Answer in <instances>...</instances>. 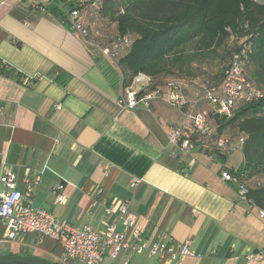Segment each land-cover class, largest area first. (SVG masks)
Returning a JSON list of instances; mask_svg holds the SVG:
<instances>
[{
	"label": "crops",
	"instance_id": "obj_1",
	"mask_svg": "<svg viewBox=\"0 0 264 264\" xmlns=\"http://www.w3.org/2000/svg\"><path fill=\"white\" fill-rule=\"evenodd\" d=\"M71 4L75 0H0V59L21 74H0V175L10 167L24 200L99 232L128 202L147 244L189 240L195 253L171 260L127 251L112 257L107 249L100 264H264V258L248 257L264 254V216L219 176L241 166V151L228 156L238 139L219 153L196 146L189 155H172L165 130L178 125L187 105L172 107L164 95L151 101L150 112L121 109L120 69L100 50L116 35L115 23L93 8L83 10L84 39L63 14ZM203 86L196 78L184 91L196 101L195 112L212 109ZM215 94L222 95V85ZM27 176H40L31 196L24 194ZM58 185L61 201L55 199ZM3 193L0 186V198ZM105 206L111 214H104ZM117 228L126 231L121 222ZM0 254L72 264L49 238L9 239L2 223Z\"/></svg>",
	"mask_w": 264,
	"mask_h": 264
},
{
	"label": "trees",
	"instance_id": "obj_2",
	"mask_svg": "<svg viewBox=\"0 0 264 264\" xmlns=\"http://www.w3.org/2000/svg\"><path fill=\"white\" fill-rule=\"evenodd\" d=\"M96 1L97 6L88 8L115 23L116 35L109 46L117 38L128 39L115 60L123 87L138 74L150 77V89L172 78L194 81L202 70L216 64V72L210 77L204 75L203 80L204 89L216 90L222 85L233 54L246 45L244 72L263 96L236 103L230 117L207 109L214 129L209 139L225 135L230 140L228 147L233 144L232 137L243 140L241 166L226 169L247 187L250 202L264 211V0ZM0 74L21 75L11 65L0 66Z\"/></svg>",
	"mask_w": 264,
	"mask_h": 264
},
{
	"label": "built area",
	"instance_id": "obj_3",
	"mask_svg": "<svg viewBox=\"0 0 264 264\" xmlns=\"http://www.w3.org/2000/svg\"><path fill=\"white\" fill-rule=\"evenodd\" d=\"M96 4V0H75L74 6L64 9L67 22L84 39L89 36V30L81 20L80 14L89 5L95 6ZM127 42V37L117 38L110 46L102 47L101 53L115 67H118L115 62L116 57L120 47ZM245 46L244 44L233 54L230 65L225 71L222 95L217 96L214 87L203 90L202 98L212 105V110L219 116L230 117L232 107L236 103L254 101L263 96L262 91L245 75L244 64L247 56ZM0 66L8 67L10 65L0 59ZM150 82L149 76L138 74L130 85L121 90L116 103L121 109L143 108L150 112L151 101L165 95L166 103L172 107L182 108L187 105L178 125L165 130L166 146L172 150V155H189L196 146L211 147L220 151L228 147L230 140L225 135L209 139L214 129L208 121V110L201 109L195 112L196 101H190L185 97L184 91L193 84L192 80L172 78L168 79L165 84L152 89L149 88ZM187 122L190 123V128L187 126ZM242 141L239 139L240 143ZM219 176L223 181L236 186L239 199L250 202L247 198L248 189L237 176L227 169L221 170ZM17 181L16 173L10 167H5L4 172L0 175V186L4 188V193L0 198V223L3 224L5 235L9 239H15L23 234H37L49 238L62 248L65 260L72 264H100L107 249L111 250L112 257H116L122 251L149 257H168L171 260L195 256L190 248L189 240L184 241L181 245L164 242L147 244L136 227V215L130 210L128 202H123L118 206V215L107 224L103 232H99L91 225L76 227L66 220L58 219L44 208L33 206L23 199L22 193L17 189ZM39 181L40 176L25 177L24 194L31 196ZM60 189V185L55 187L56 201H61L63 198L59 193ZM112 209L111 206H105L103 212L105 215H109L112 213ZM259 213L264 216L263 210L259 209ZM119 222L124 225L126 233L118 230ZM248 257L262 259L264 254L263 252H254Z\"/></svg>",
	"mask_w": 264,
	"mask_h": 264
},
{
	"label": "water",
	"instance_id": "obj_4",
	"mask_svg": "<svg viewBox=\"0 0 264 264\" xmlns=\"http://www.w3.org/2000/svg\"><path fill=\"white\" fill-rule=\"evenodd\" d=\"M0 264H56L38 257L22 254H0Z\"/></svg>",
	"mask_w": 264,
	"mask_h": 264
},
{
	"label": "rangeland",
	"instance_id": "obj_5",
	"mask_svg": "<svg viewBox=\"0 0 264 264\" xmlns=\"http://www.w3.org/2000/svg\"><path fill=\"white\" fill-rule=\"evenodd\" d=\"M216 70H217V66H216V64L215 65H213V66H211V68H208L207 70H202L201 72L202 73H200V72H198V73H200V74H197L198 75V77L200 78V79H202V80H204V75H206V76H208V75H212L213 73H215L216 72ZM204 73V74H203ZM201 74H203V76L201 75ZM208 77H210V76H208ZM229 133V135H230V132H226V134H228ZM241 143H237V145L233 148V151L234 152H232L231 151V153H228V156L230 157L231 155H233V157H235V156H238V155H240V151H241ZM239 163V162H238Z\"/></svg>",
	"mask_w": 264,
	"mask_h": 264
}]
</instances>
